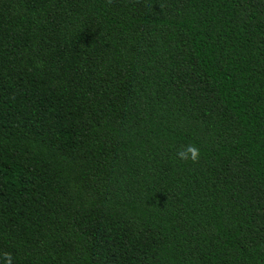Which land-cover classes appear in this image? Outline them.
<instances>
[{
  "label": "trees",
  "instance_id": "trees-1",
  "mask_svg": "<svg viewBox=\"0 0 264 264\" xmlns=\"http://www.w3.org/2000/svg\"><path fill=\"white\" fill-rule=\"evenodd\" d=\"M2 252L264 264V0H0Z\"/></svg>",
  "mask_w": 264,
  "mask_h": 264
},
{
  "label": "clouds",
  "instance_id": "clouds-1",
  "mask_svg": "<svg viewBox=\"0 0 264 264\" xmlns=\"http://www.w3.org/2000/svg\"><path fill=\"white\" fill-rule=\"evenodd\" d=\"M177 157L181 160H191L195 162L199 156V150L193 145H187L183 150L176 153ZM0 264H13V257L11 253H0Z\"/></svg>",
  "mask_w": 264,
  "mask_h": 264
}]
</instances>
